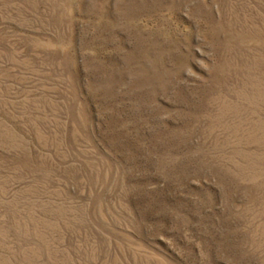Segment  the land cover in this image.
<instances>
[{
	"label": "rangeland",
	"instance_id": "374dc122",
	"mask_svg": "<svg viewBox=\"0 0 264 264\" xmlns=\"http://www.w3.org/2000/svg\"><path fill=\"white\" fill-rule=\"evenodd\" d=\"M0 264H264V0H0Z\"/></svg>",
	"mask_w": 264,
	"mask_h": 264
}]
</instances>
